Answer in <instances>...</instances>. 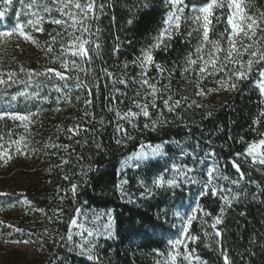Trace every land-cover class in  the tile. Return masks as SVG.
Here are the masks:
<instances>
[{"label":"trees","instance_id":"16d2710c","mask_svg":"<svg viewBox=\"0 0 264 264\" xmlns=\"http://www.w3.org/2000/svg\"><path fill=\"white\" fill-rule=\"evenodd\" d=\"M37 2L51 9L49 14H44L41 8L44 32H32L38 44L15 37L0 44V71L15 72L18 81H27L28 69L58 68V64L50 62L51 57L59 55V41L63 39L67 44L64 29L47 22L67 18L61 16L51 0ZM205 2L185 0L186 15H193L192 5L199 7ZM251 2L255 5L251 11H264V0ZM28 3L31 0H25ZM95 3V19L89 21L91 34H84V39L91 42L87 45L91 63H82L92 70L88 76L91 96L86 90L75 88V81H71L67 99L65 93L56 92L50 85L41 90V95L49 97L46 101L21 100L8 105L0 97V111L6 107L3 111L33 114L31 122L0 121V152L11 156L7 162L6 157L0 159V193L7 194L0 195V221L3 222L0 223V264H94L69 246V225L75 209L112 212L111 236L95 242L99 264H166L172 251L169 241L179 238L173 213L178 204H185L189 213L197 204L202 209L197 211L198 218L189 227V234L199 239L185 241L188 249H194V255L201 260L207 264H224L221 255L224 252L232 264H264V166L253 164L250 157L235 156L244 153L248 143L264 134V117L259 115L264 111V97L256 88L255 77L240 82L235 91L197 96L195 71L181 75L187 55L194 53L200 42V34L194 31L196 25L191 21L182 22L180 34L174 32L170 41H164L168 45L166 50L163 46L154 49V64L142 70L137 58L166 27L164 21L171 10L166 0H95ZM21 8L19 0H13L0 26L12 27L15 12ZM216 15H220L219 10ZM27 18L20 17L22 21ZM225 24L226 18L216 25L210 38L218 39ZM189 31L192 36H188ZM57 32L62 36L57 37L53 53L46 56L49 34L55 36ZM78 62H81L79 58ZM155 64L164 71L159 72ZM21 66L25 72H20ZM105 68L113 73L112 78L104 75ZM142 71H146L144 78L161 89L157 93V108L149 107L150 119L141 114L130 122L120 120L115 111L108 109L118 108L121 113L129 108L139 111L133 100L145 102L146 89L139 84ZM80 79L84 80L85 76L81 74ZM119 79L128 83H116ZM218 79L220 75L204 79L201 87L205 91L216 88ZM42 80L44 77H33L29 90L36 91V83ZM24 87L20 83L11 88L0 85V93L6 89L11 95ZM110 96L114 99H109ZM169 96L181 101L171 112L162 103ZM85 99H91L92 105H85ZM85 111L90 113L88 119L83 116ZM257 119L258 125L253 123ZM161 120L167 122L158 123L155 131L144 127L146 123L151 125V121ZM76 124L91 131H81L69 139L66 130ZM118 124L132 139L117 130ZM116 140L121 143L117 144ZM52 144L71 147L63 150L51 147ZM144 144H161V156L139 167H123V160ZM61 158L69 163L62 164ZM233 159L245 174L242 180L232 166ZM173 165L190 169L188 176L197 183L182 184L178 189L155 188L153 181L159 176L173 178ZM212 167L217 171L211 186L218 191L214 195H199L208 182L207 171ZM65 175L69 176L68 180L64 179ZM72 184L78 186L74 197L70 191ZM224 197L231 203H226ZM25 200L29 203L25 204ZM57 209L63 211L57 212ZM217 216L221 223L213 229L211 224ZM217 230L221 233L218 237ZM17 241H27L32 252L9 245ZM180 251H184L183 245ZM178 264L186 262L178 260Z\"/></svg>","mask_w":264,"mask_h":264},{"label":"snow or ice","instance_id":"6c2138e0","mask_svg":"<svg viewBox=\"0 0 264 264\" xmlns=\"http://www.w3.org/2000/svg\"><path fill=\"white\" fill-rule=\"evenodd\" d=\"M22 8L15 12L16 20L12 27H4L0 29V44L11 41L14 37L19 40L22 38L24 41L31 42L34 45L38 44L37 39L32 35V32H44V16L41 13L49 14L51 9L47 4L40 5L37 0H31V3L25 4V0H19ZM51 2L56 5L57 11L60 12L62 17L67 19H50L48 23L61 26L64 29L63 36L67 38V44L63 42V39L59 41L60 51L59 55H53L50 62L58 64L59 67H46L42 71H36L33 69H28L27 81L17 80L15 77L17 74L15 72L9 71L7 73L0 71V85H7L11 88L13 84L20 83L25 85L22 90L16 91L14 94L9 95L5 89L0 93V97L3 98V102L11 105L21 100L24 102H29L32 100H48L47 95H41V90L49 85L51 88L55 89L56 92L65 93V99H67L68 93L71 91L69 88V82L75 81V88L86 90L88 96H91L92 90L89 86L88 76L92 73L91 69L82 66L83 62L91 63V58L89 57V49L87 45L91 42L84 39V34L90 33L89 21L95 19L96 13V3L95 0H51ZM166 3L170 6L171 10L167 13L166 19L164 21L166 27L162 30L159 35L155 38V42L148 46V48L143 49L141 57H138V61L142 70H145L147 66L154 64V57L152 51L157 48L167 49V44L164 41L171 40L173 38V33L180 34L181 24L184 21H191L196 25L194 31L200 34V42L195 48L194 53H189L185 59V66L181 72V75L189 73L190 71H195L197 76L196 81V95L204 96L212 92H219L221 90L225 91H235L238 84L245 80H251L255 77V85L261 96H264V11H251L255 8V5L251 0H207L201 6L197 7L192 5L190 11L193 15H186V9L188 5L185 0H166ZM13 5V0H0V20L5 19ZM102 7V6H101ZM217 10L220 11V15H216ZM21 16L28 17L26 20H21ZM226 18V24L224 31L219 33L218 39H211L210 33L215 32L216 25H219ZM69 21L71 23H69ZM215 21V24L213 23ZM131 23V21H129ZM79 32L80 35H76ZM50 35V42H47V50L45 55L48 53H53V45L58 43L57 37L62 36V33L57 32L55 36ZM188 36H192V31L188 32ZM99 48V45H95ZM78 58L81 62H78ZM85 58H87L85 60ZM135 63V62H134ZM127 65H125L126 67ZM156 69L159 72L164 70L159 64H155ZM26 70L23 66L20 67V72H25ZM104 75L108 78L113 77V73L108 69H102ZM81 74L85 76L84 80L80 79ZM220 75V79L215 80L217 85L216 88H210L205 91L201 87V82L209 77H215ZM5 76L7 77L5 79ZM146 71H142L141 79L139 81L140 87L145 88V102L141 103L138 100H133V104L139 111H132L131 108L128 111L121 113L118 108H109V111H115L116 117L120 120L131 121L133 118L143 115L145 118L150 119L149 107L157 108L156 100L158 98L157 93L161 92V89L157 88L155 84L150 83L146 78ZM33 77H44V80L36 83V91H30L29 85L33 83ZM116 83L127 84L128 81L125 79H119ZM167 89V86H165ZM118 91V89H116ZM150 90V91H148ZM140 93H137L139 96ZM151 97V100H148ZM59 101V98H57ZM79 100V97H76ZM109 99H114L110 96ZM187 99V97L183 98ZM85 105L91 106L92 100L85 99ZM162 103L164 108L168 111H174L175 107L181 104L180 100H173L172 96L167 99H163ZM200 106V105H197ZM56 111H60L59 108ZM212 113L209 112L210 116ZM33 114H21L16 111H0V121L5 119H11L13 121L21 122H31V116ZM260 117H264V111L260 112ZM85 119L90 117V113L85 111L83 113ZM94 119V116L92 117ZM167 121H151V125L146 123L144 127L147 129L151 127V130L155 131L158 123H166ZM101 123H103V117H101ZM254 124H259L260 120L257 119L253 122ZM25 129L27 130V123H24ZM117 130L123 132V134L128 138L127 132L123 129L122 125L117 126ZM67 133H69V139H73L76 135H79L81 131H91V129L82 128L80 124L75 126H69L67 128ZM11 135V132H9ZM259 140H254L247 144L244 153H236V157L243 156L245 159L251 158L253 164H259L264 166V134H261ZM24 137L20 138L23 141ZM20 141H13V143H20ZM79 141H77V144ZM116 143H121L120 140H116ZM51 147L67 150L71 145L62 144H52ZM99 148L100 144H96ZM162 148L161 144L155 145L152 148L151 153L149 152H136L133 153L134 157L139 160H146L150 155L155 156L160 154ZM19 151V149L17 150ZM6 157V159H5ZM0 159L7 160L11 159V156L7 155L6 152H0ZM136 162V167H139V162ZM62 164L69 163L68 160L61 158ZM127 163V161H125ZM232 166L239 174L240 179H244V172L241 171V165L236 162L235 159L232 161ZM167 171V170H166ZM190 169H181L176 165H173V172L175 175L173 178L166 179L164 175L159 176L153 181V186L157 189H178L182 184H195L197 181L193 177L188 176ZM217 171L215 167L209 168L207 171L208 182L205 183L199 193V195H207L209 193L216 194L218 189L212 185V180L215 178L214 173ZM182 177L183 179H179ZM228 179V177H223ZM65 180L69 179V176H64ZM127 181H122L126 183ZM239 181H233V183H238ZM117 187H120L118 185ZM77 184H72L70 191L73 197L77 191ZM151 191V190H147ZM0 195H7L6 193H0ZM143 195V193H142ZM63 199V198H62ZM226 203H231L229 198L224 197ZM25 204L29 203L27 200L24 201ZM12 205H10L11 207ZM40 211H43L41 209ZM57 212H62V209H57ZM79 212L80 209H75ZM197 211H202L199 204L192 210L190 214H186L185 217H181L180 212H176L175 216L181 217L184 220L182 225L181 237L175 241H169L172 251L168 253V259L166 264H178V260L186 262V264H207L206 261L201 260L198 255H194V249L189 250L187 241H196L199 239L197 236H192L189 234V227L193 224V221L198 217L196 215ZM224 209H221L223 212ZM166 215V213H164ZM205 215H210V213H205ZM0 223H3L0 221ZM221 223L219 216L214 218L211 227L213 229L217 228V225ZM71 224H77V220L73 218ZM8 227H13L8 225ZM15 231H22L21 229H15ZM89 235H92L90 232ZM208 235V233H205ZM221 233L217 230L215 236H220ZM71 239V236H69ZM15 243H19L18 241ZM27 243V241H25ZM183 245L184 251H180V247ZM78 254L86 257L89 261L94 262V264H99L100 257L96 253V246L89 242L88 246L79 245L77 246ZM221 255L224 259V264H232L226 253L222 252Z\"/></svg>","mask_w":264,"mask_h":264},{"label":"rangeland","instance_id":"374dc122","mask_svg":"<svg viewBox=\"0 0 264 264\" xmlns=\"http://www.w3.org/2000/svg\"><path fill=\"white\" fill-rule=\"evenodd\" d=\"M5 26L9 27L7 25H2L0 26V29H3ZM4 109L7 110L6 107ZM154 147L155 145L144 144L134 153L141 151L151 153L152 148ZM160 156H161V150H160V154L158 155L155 156L150 155L146 160L138 161V158L134 157L132 154L123 160L122 166L123 167L136 166L137 161L139 162V164H142L145 161L156 159ZM125 161H127V163H125ZM176 212H180L181 217H185L186 214H190L188 211H186L185 204L184 205L178 204L173 210L174 215ZM181 217L175 216V225L179 229V238H181L182 225L184 223V220H182ZM73 218L77 220V224L73 225L70 222L69 235H68V242L72 251L78 253L77 246L82 244L88 246L89 242L95 245V242L97 241L98 238L110 237L112 234L113 216L110 210L80 209L79 212L76 211ZM90 232L92 233V235H89ZM69 236H71V239H69ZM9 245L18 247L20 249H24L29 254L32 252V248L23 241L19 243L9 242Z\"/></svg>","mask_w":264,"mask_h":264}]
</instances>
